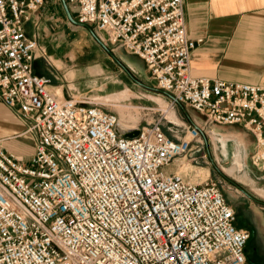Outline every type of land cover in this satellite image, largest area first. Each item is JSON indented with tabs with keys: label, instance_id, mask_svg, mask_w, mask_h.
I'll use <instances>...</instances> for the list:
<instances>
[{
	"label": "built area",
	"instance_id": "1",
	"mask_svg": "<svg viewBox=\"0 0 264 264\" xmlns=\"http://www.w3.org/2000/svg\"><path fill=\"white\" fill-rule=\"evenodd\" d=\"M66 1L77 22L139 57L156 88L203 120L182 138L158 122L119 134L113 113L58 95L33 72L44 49L23 23L42 0H0V101L33 138L26 163L0 147V264H248L249 232L218 183L164 170L211 124L249 132L250 163L264 170V83L192 76L200 40L186 35L180 0Z\"/></svg>",
	"mask_w": 264,
	"mask_h": 264
},
{
	"label": "rangeland",
	"instance_id": "2",
	"mask_svg": "<svg viewBox=\"0 0 264 264\" xmlns=\"http://www.w3.org/2000/svg\"><path fill=\"white\" fill-rule=\"evenodd\" d=\"M100 36L101 33L93 25H88L86 28L70 21L66 25L65 35L59 41L50 43L47 46V53L41 46L44 53L39 58L48 67L59 69L63 74L71 71L79 74V77L74 79V84L79 90L77 95L74 94L75 98H81L79 95L84 96L86 100L97 104L104 111L116 114L118 119L120 116L118 106H122L128 113L136 115V127L158 122L164 134L176 139L186 136L185 126L188 124L195 122L201 124L203 117L194 110L173 103L161 93L138 86L132 78L147 86L155 87L153 81L149 79L142 60L135 55L127 54L121 48L103 43ZM65 84L70 83L65 82ZM125 89L127 96L116 103L94 98ZM202 133L201 144L192 147L187 156L175 158L168 168L170 171L183 173L193 183L206 178L217 182L224 200L234 208L235 225L244 227L248 231L253 230L251 239L245 244L248 258L250 257L251 261L262 262L264 198L249 191V188L255 187L251 180H255L258 174L249 160L250 147L252 149L249 132L246 133L239 125L211 124ZM26 134L33 145L31 137ZM236 152L239 153L243 163L241 171L231 164ZM221 167L234 168L232 175L223 172ZM258 183L263 184L264 181L260 180ZM241 190L255 200H250Z\"/></svg>",
	"mask_w": 264,
	"mask_h": 264
},
{
	"label": "crops",
	"instance_id": "3",
	"mask_svg": "<svg viewBox=\"0 0 264 264\" xmlns=\"http://www.w3.org/2000/svg\"><path fill=\"white\" fill-rule=\"evenodd\" d=\"M180 2L186 35L192 40H200L189 56L192 76L252 84L264 83V0ZM64 3L70 17L75 20L76 6L66 0ZM69 23L61 0H42L38 10L23 23V28L25 34L34 38L47 53V46L65 35L66 25ZM32 70L37 75L49 78L48 88L63 97L79 93L74 84L75 77H79L77 72L63 74L59 69L48 67L39 57L32 61ZM26 133L15 110L7 108L0 101V146L22 163L28 161L33 150ZM248 135L252 145L253 138L250 133ZM254 170L258 174L255 180H251L252 184L264 189V183H258L260 180L264 181V171ZM165 171H170V168H165ZM252 190L254 188H249L250 192ZM245 254L248 264L254 261L264 264V259L262 262L251 261L246 251Z\"/></svg>",
	"mask_w": 264,
	"mask_h": 264
},
{
	"label": "bare ground",
	"instance_id": "4",
	"mask_svg": "<svg viewBox=\"0 0 264 264\" xmlns=\"http://www.w3.org/2000/svg\"><path fill=\"white\" fill-rule=\"evenodd\" d=\"M191 74V73H190ZM70 76V75H69ZM221 80V79H220ZM238 82V81H237ZM245 83H247V82H245ZM250 84H252V83H250ZM55 92V91H54ZM57 93V92H56ZM58 94V93H57ZM127 90L125 89V90H123V91H121V92H116V93H112V94H108V95H105V96H102V97H94L96 100H100V101H104V102H110V103H116L118 100H120V99H123V97H125V96H127ZM131 94V93H130ZM59 95V94H58ZM91 103H93V102H91ZM95 104V103H94ZM97 105V104H96ZM118 111H119V113H120V116H119V114H118V116H119V119H118V117L116 116V114H114L115 116H116V118H117V124H116V131H118V133L119 134H133L134 133V131H138V129L136 128V115H134V114H130V113H128L126 110H124L123 109V107L122 106H118ZM130 112V111H129ZM195 122V121H194ZM124 123H126V124H134L133 126H130V125H126V124H124ZM195 127H198L197 125L198 124H196V122L195 123H192ZM136 129V130H135ZM201 130V129H200ZM206 133V132H205ZM137 134V133H136ZM30 137L32 138V136L30 135ZM32 140H33V138H32ZM201 140V139H200ZM203 141V140H202ZM1 147V146H0ZM168 168V167H167ZM221 169H222V171L223 172H225L226 174H228V175H232V173H233V170H234V168H229V169H224L223 167H221ZM165 171V170H164ZM166 173H168V172H174V173H176V174H178V175H181L182 177H183V179L184 180H186L187 182H189V183H192L193 184V182H191L190 180H188L187 179V177H186V175H184L183 173H179V172H177V171H165ZM207 179V178H206ZM205 180V179H204ZM203 180V181H204ZM200 182H202V181H200ZM199 183V182H198ZM253 191V190H252ZM254 193H256L258 196H260V197H262V198H264V189H262V188H257V187H254V191H253ZM249 232V231H248Z\"/></svg>",
	"mask_w": 264,
	"mask_h": 264
},
{
	"label": "water",
	"instance_id": "5",
	"mask_svg": "<svg viewBox=\"0 0 264 264\" xmlns=\"http://www.w3.org/2000/svg\"><path fill=\"white\" fill-rule=\"evenodd\" d=\"M61 2H62V4H63V7H64V10H65V13H66V16H67V18L69 19V21H71V22H73V23H75V24H77V25H80V26H83V27H86V28H88V25L87 24H85V23H79V22H77L76 20H74V19H72L71 17H70V14H69V12H68V10H67V8H66V5H65V3H64V0H61ZM104 45V44H103ZM133 79V81L138 85V86H140V87H142V88H144V89H146V90H149V91H152V92H157V93H161V94H163V95H165V96H167L168 98H170L171 100H173V97L169 94V93H167V92H165V91H163V90H161V89H159V88H156V87H153V86H147V85H145V84H143V83H141L139 80H137V79H135V78H132ZM177 104V103H176ZM179 106H181L180 104H178ZM191 125L192 126H194L192 123H191ZM136 130V129H135ZM118 132V131H117ZM200 132V134L202 135L203 133L201 132V131H199ZM136 133H137V130L136 131H134V133L132 134H122L123 136H126V137H132V136H135L136 135ZM204 139V138H203ZM216 168V167H215ZM217 169V168H216ZM248 198H250V199H252V200H255L253 197H251L248 193H246L245 191H243V190H241ZM252 230H249V236H248V239H247V242L249 241V239H251V237H252ZM250 264H257L256 262H250Z\"/></svg>",
	"mask_w": 264,
	"mask_h": 264
},
{
	"label": "flooded vegetation",
	"instance_id": "6",
	"mask_svg": "<svg viewBox=\"0 0 264 264\" xmlns=\"http://www.w3.org/2000/svg\"><path fill=\"white\" fill-rule=\"evenodd\" d=\"M232 165L236 166L237 170L241 171L243 169L242 165L243 163H241V158L238 152H236L233 155V161L231 163Z\"/></svg>",
	"mask_w": 264,
	"mask_h": 264
}]
</instances>
